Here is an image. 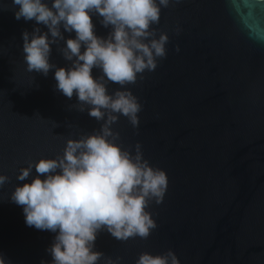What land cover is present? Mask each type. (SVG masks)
<instances>
[{"label": "water", "instance_id": "1", "mask_svg": "<svg viewBox=\"0 0 264 264\" xmlns=\"http://www.w3.org/2000/svg\"><path fill=\"white\" fill-rule=\"evenodd\" d=\"M16 7L0 0V175L9 177L0 186V258L51 264L47 249L57 233L27 226L23 207L10 199L38 174L33 167L26 180L17 176L29 161L62 155L68 139L98 132L104 121L91 118L88 105L80 112L75 93L68 99L56 90L55 69L46 77L26 70L22 33L48 30L17 20ZM92 21L95 34L107 38L111 28L96 15ZM152 28L156 38L167 33V55L125 86L142 105L139 126L117 114L112 129L122 149L135 155L141 145L168 187L163 202L146 209L157 224L147 239L98 232L92 250L104 256L97 264L108 257L136 264L141 253L168 250L180 264H264V0H171ZM61 32L65 41L75 39V32ZM65 41L51 45L49 62L57 67L72 63L58 51ZM101 74L93 68L94 78ZM106 86L110 95L125 90Z\"/></svg>", "mask_w": 264, "mask_h": 264}, {"label": "clouds", "instance_id": "2", "mask_svg": "<svg viewBox=\"0 0 264 264\" xmlns=\"http://www.w3.org/2000/svg\"><path fill=\"white\" fill-rule=\"evenodd\" d=\"M170 2L53 0L49 6L45 0H12L18 9L14 13L17 20H34L48 30L41 33L36 27L31 33H22L26 70L46 77L55 69L56 90L68 99L75 93L80 112L88 105V115L104 121L98 132L78 140L68 139L62 155L29 161L17 176L19 181L26 180L33 167L38 174L31 183L15 187L10 199L23 207L27 226L57 233L47 249L51 264H97L104 254L92 249L102 230L119 241H127L137 236L147 239L157 228L146 209L151 201L163 202L168 177L143 159L139 143L135 145V155L122 149L116 143L120 134L113 131L112 125L120 114L134 128L139 126L142 105L125 86L136 84L138 74L142 80L146 70L154 71L157 60L166 57L169 37L161 32L156 38L158 29L152 25L159 24L161 7L167 8ZM92 15L100 18L103 27L111 28L107 38L95 34ZM61 27L65 32H75V39L65 41ZM60 41H65L66 46L58 51L72 62L68 68L49 62L51 45H59ZM93 68L101 71L98 78L93 77ZM109 82L125 90L110 95L106 86ZM40 176L46 178L42 180ZM8 180L0 175V186ZM120 259L108 257L106 264H118ZM0 264H5L3 258ZM136 264L180 261L168 250L161 255L141 253Z\"/></svg>", "mask_w": 264, "mask_h": 264}]
</instances>
